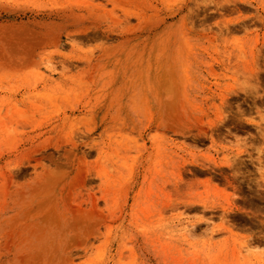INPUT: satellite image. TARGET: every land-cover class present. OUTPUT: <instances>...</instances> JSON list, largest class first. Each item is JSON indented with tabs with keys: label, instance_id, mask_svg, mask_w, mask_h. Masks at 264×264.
Here are the masks:
<instances>
[{
	"label": "rangeland",
	"instance_id": "1",
	"mask_svg": "<svg viewBox=\"0 0 264 264\" xmlns=\"http://www.w3.org/2000/svg\"><path fill=\"white\" fill-rule=\"evenodd\" d=\"M0 264H264V0H0Z\"/></svg>",
	"mask_w": 264,
	"mask_h": 264
},
{
	"label": "bare ground",
	"instance_id": "2",
	"mask_svg": "<svg viewBox=\"0 0 264 264\" xmlns=\"http://www.w3.org/2000/svg\"><path fill=\"white\" fill-rule=\"evenodd\" d=\"M211 2V1H210ZM207 4V3H206ZM212 4V3H211ZM207 6H208V4H207ZM207 131V130H206ZM229 163V162H228ZM233 164V163H232ZM229 165H231V164H229ZM232 169V168H231ZM230 179V178H229ZM225 207V206H224ZM230 222V221H229Z\"/></svg>",
	"mask_w": 264,
	"mask_h": 264
}]
</instances>
